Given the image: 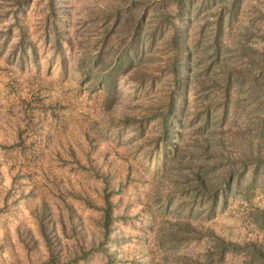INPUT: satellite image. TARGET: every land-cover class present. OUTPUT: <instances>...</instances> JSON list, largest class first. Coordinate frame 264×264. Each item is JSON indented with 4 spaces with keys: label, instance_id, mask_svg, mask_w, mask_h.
<instances>
[{
    "label": "rangeland",
    "instance_id": "374dc122",
    "mask_svg": "<svg viewBox=\"0 0 264 264\" xmlns=\"http://www.w3.org/2000/svg\"><path fill=\"white\" fill-rule=\"evenodd\" d=\"M42 203L65 264H264V0H0V264Z\"/></svg>",
    "mask_w": 264,
    "mask_h": 264
},
{
    "label": "trees",
    "instance_id": "16d2710c",
    "mask_svg": "<svg viewBox=\"0 0 264 264\" xmlns=\"http://www.w3.org/2000/svg\"><path fill=\"white\" fill-rule=\"evenodd\" d=\"M178 48V47H176ZM179 68H175V76H178L179 73ZM169 112L168 115H172L173 112V107L172 105L169 106ZM169 128L166 127V130H168ZM166 141L168 143V138H166ZM207 151V146L204 149V152ZM179 160H175L176 163H178ZM178 166V165H176ZM232 173H229L228 178H230V180L227 179V182L225 183V189L226 190H231L232 188V177H231ZM193 176V181L194 184H192L193 190L194 192L198 195V196H204L205 201H210V211L211 213H213V207L216 203L217 200V192H214L210 189V183L209 180L207 178V171L202 169L201 167L198 168V170L194 171L192 173ZM203 202V203H204ZM48 212H49V207L47 206L46 203H42L40 206V210H39V214H38V221H39V225H40V229H41V233L44 236L45 240H46V246L49 252V257L47 259V261L45 262L46 264H65L66 262H61L60 261V254H59V250L56 248L57 244H54L52 238L50 236H48L49 234V230H46V226H44V220L48 217ZM108 212L107 215L105 214V218H106V222L108 221ZM192 229V226L189 225L188 223H183V225L181 224L180 227H178L176 230L171 231L170 233H166V238H170L171 240H176L179 238H183L186 236V234H183L184 231L188 230L190 231ZM187 237V236H186ZM218 239L220 240V253H224L225 250L227 249V245H229V243L225 242L224 240H222L221 238L218 237ZM97 245H92L90 249L88 250H82L83 251V255H82V259L87 257L88 252L91 249H96V250H101L102 252H106L107 249H105V247H103V243L102 242H98L97 240ZM103 244V245H102ZM75 254H73L74 257ZM107 256H109V254H107ZM70 259V258H67ZM77 259V258H76Z\"/></svg>",
    "mask_w": 264,
    "mask_h": 264
}]
</instances>
